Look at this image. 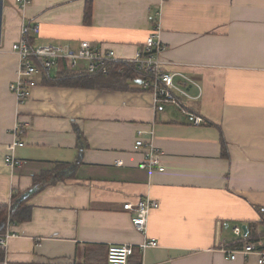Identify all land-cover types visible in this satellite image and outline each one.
I'll return each mask as SVG.
<instances>
[{"label": "crops", "instance_id": "obj_1", "mask_svg": "<svg viewBox=\"0 0 264 264\" xmlns=\"http://www.w3.org/2000/svg\"><path fill=\"white\" fill-rule=\"evenodd\" d=\"M23 19L38 26L32 46L88 40L121 58L159 24L162 57L187 95L156 103L139 78L117 89L59 85L37 67L19 103L11 49ZM17 125L25 145L13 148ZM138 129L164 171L139 168ZM15 195L27 211L19 220ZM147 197L160 206L142 233L124 204ZM0 203L4 232L15 234L1 264H109V247L123 244L134 246L128 264H264L222 251L258 241L264 250V0H31L23 13L0 0ZM152 238L158 246L139 247Z\"/></svg>", "mask_w": 264, "mask_h": 264}, {"label": "built area", "instance_id": "obj_2", "mask_svg": "<svg viewBox=\"0 0 264 264\" xmlns=\"http://www.w3.org/2000/svg\"><path fill=\"white\" fill-rule=\"evenodd\" d=\"M31 0H16L21 13L25 11ZM24 18V16H23ZM31 32H38V26L31 25L22 20L20 28V39L13 45L11 52L19 57V76L17 82L12 83L10 88L16 95L19 103H23L30 95V87L35 85V81L31 78L38 73V68L34 63V58L43 60L44 67L51 70L57 65L59 59L67 60L69 66L75 70L86 71L89 73L102 72L108 74L111 65L117 63L131 64L144 75V78H139L141 85L144 88H150L154 95V100L158 102L177 103L175 92L186 96V92L175 82V76L179 73H171L168 71V65L172 62L165 60L162 54L166 50V46L161 40V30L159 24L155 26L153 31L147 37L144 48L138 51L132 58H121L117 56L114 50L103 51L96 49L92 42L88 40L81 41L78 49L66 48L54 44H44L32 46L29 42ZM85 62L83 66L81 63ZM121 70V69H119ZM202 122L201 117H196L194 123L199 125ZM25 129L21 125L14 128V141L12 147L25 145L23 136ZM143 129H138L137 139L134 149L144 153V160L140 163L141 169H158L165 170V166L161 161L162 152L158 149L151 139H144ZM7 162L10 165L18 163L11 156H7ZM160 206L158 200L151 197L143 198L136 203L127 202L124 204V209L132 213V223L134 227L146 233L148 228L149 216L151 211ZM234 232L237 235L242 234L241 227H235ZM15 234L9 229L0 233V248L5 249L8 246L10 238ZM262 244L258 242L245 243L235 249L222 248V251L227 256L234 260L237 256L248 257L252 254H257L261 258L260 263L264 262V250L260 249ZM158 246L156 239H146L139 244L141 249ZM134 252V246L129 244L112 245L108 249L107 261L109 264H128L131 255Z\"/></svg>", "mask_w": 264, "mask_h": 264}, {"label": "trees", "instance_id": "obj_3", "mask_svg": "<svg viewBox=\"0 0 264 264\" xmlns=\"http://www.w3.org/2000/svg\"><path fill=\"white\" fill-rule=\"evenodd\" d=\"M89 9V4H88ZM87 12V11H86ZM89 18V13L86 15V19ZM34 63L37 67L45 73L48 80H51L54 84L59 85H73L78 87L88 88H109L117 89L123 88L130 83H137V78H144V75L139 72L134 65L126 63H117L111 65L108 74L102 72L95 73H79L69 70L67 60L59 59L57 63V69L54 73L43 69L42 62L39 59L34 58ZM121 69V70H119ZM150 89V88H149ZM12 217L14 220H19L20 216L25 218L27 213L24 206V201L20 200L18 195L13 197ZM18 205L15 209V206ZM7 205L0 203V233L4 232L6 226ZM3 261V252L0 250V264Z\"/></svg>", "mask_w": 264, "mask_h": 264}]
</instances>
